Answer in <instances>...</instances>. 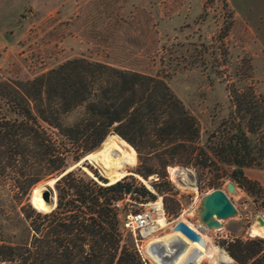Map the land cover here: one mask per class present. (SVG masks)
<instances>
[{
    "label": "rangeland",
    "instance_id": "obj_1",
    "mask_svg": "<svg viewBox=\"0 0 264 264\" xmlns=\"http://www.w3.org/2000/svg\"><path fill=\"white\" fill-rule=\"evenodd\" d=\"M76 58L161 81L198 130L193 149L186 143L170 145L165 130L159 129L165 116L161 110L168 112L169 108L160 106L157 118L146 119L144 136L136 133L140 155L118 134L109 132L107 136L119 137L135 151L136 165L125 177L133 178L134 186H144L155 196L154 201L125 197L119 203L123 223L130 213H153L150 206L160 201L169 225L152 236L170 232L183 216L203 230L200 231L204 238L195 233L203 240L198 247L209 252L215 246L230 260L218 263L209 255L201 264H230L232 259L225 247L232 240H264L251 235L256 217L264 219V164L244 171L245 177L256 184V194L244 188L227 194L237 217L222 222L220 230L205 229L198 222L196 211L204 195L217 189L225 191L231 167L217 155L222 140L232 134L239 122L244 129L249 124L253 128L258 125L249 108L259 107L264 113V0H234L233 4L229 0H0V82L31 81ZM6 115L5 108L0 107V118ZM87 118L86 105H81L62 124L73 126ZM40 125L56 150L66 154L65 172L83 173L94 180L100 177L107 180L106 185L110 184L89 161L77 163L73 159L80 153L73 141L43 122ZM257 128L256 134L247 133L252 145L264 133V124ZM157 155L175 162H190L166 167L170 187L161 188L170 191L164 193H157L152 187L159 179L157 175L143 179L137 174L150 163L149 158L156 162ZM39 156L31 150L23 163V170L30 177L46 170ZM0 159V245L28 246L32 231L21 207L28 203L34 209L33 191L62 172L46 176L23 192L18 188L22 178L6 169L5 159ZM171 167L191 170L195 189L178 186L171 179ZM55 197L56 207V191ZM34 210L41 214L50 212ZM123 229L134 239L128 229ZM152 236L136 231L134 243L144 264H157L146 252Z\"/></svg>",
    "mask_w": 264,
    "mask_h": 264
},
{
    "label": "trees",
    "instance_id": "obj_2",
    "mask_svg": "<svg viewBox=\"0 0 264 264\" xmlns=\"http://www.w3.org/2000/svg\"><path fill=\"white\" fill-rule=\"evenodd\" d=\"M81 105H86L88 118L64 126L63 120ZM160 106L169 108L168 112L161 110L165 116L159 126L165 130L167 142L186 143L193 149L198 137L195 123L164 84L152 77L76 58L31 81L0 82V107L7 113L0 118V158L5 159L6 169L22 178L18 188L27 192L46 176L65 170L66 154L56 150L40 122L74 142L80 152L73 158L76 161L98 148L111 131L140 155L136 133L144 136L146 119L157 118ZM259 109H248L249 114L256 115L258 125L253 128L249 124L244 129L237 123L217 153L231 167L227 178L254 194L256 184L245 177L244 171L264 164V133L254 140V145L247 135L256 134L257 127L264 124V113ZM31 150L40 155V164L44 163L46 170L30 177L23 169ZM154 158V163L151 158L149 164L142 162L145 168L137 170V174L143 179L157 175L153 189L157 193L170 191L161 188L170 187L166 167L190 162H175L158 155ZM134 181L124 177L106 185L107 180L100 177L94 180L83 173L68 172L54 185L57 205L53 210L41 214L28 203L21 207L32 239L28 246L0 245V264H144L134 239L123 229L118 204L127 196L134 201H154L155 196L144 186H134ZM225 249L235 264H264L263 239H235Z\"/></svg>",
    "mask_w": 264,
    "mask_h": 264
},
{
    "label": "bare ground",
    "instance_id": "obj_3",
    "mask_svg": "<svg viewBox=\"0 0 264 264\" xmlns=\"http://www.w3.org/2000/svg\"><path fill=\"white\" fill-rule=\"evenodd\" d=\"M85 159L99 168L102 174L109 180L110 184L123 179L129 170L136 165V155L133 148L115 135L107 136L101 144V147L87 154ZM169 172L171 179L181 188L195 189V175L191 170L171 167ZM42 188L41 185L33 191L32 204L38 210L44 211L47 208L40 199ZM150 209L154 211L153 213L147 214V226L143 229L146 237L152 236L153 233L163 230L169 225L160 201L151 205ZM178 221L183 222L194 233L204 238V235L201 234L203 230L188 223L183 216L176 223ZM260 233L261 230L254 226L251 228L252 236L260 237ZM197 237L199 240L191 241L179 231L172 229L161 237L152 236L149 239L146 252L157 264H201L209 255H211L212 260L218 263L227 260L230 261L225 252L215 246H212L209 252L207 249L198 247L197 244L203 243V240L198 235ZM232 263L231 261L230 264Z\"/></svg>",
    "mask_w": 264,
    "mask_h": 264
},
{
    "label": "water",
    "instance_id": "obj_4",
    "mask_svg": "<svg viewBox=\"0 0 264 264\" xmlns=\"http://www.w3.org/2000/svg\"><path fill=\"white\" fill-rule=\"evenodd\" d=\"M84 161H86L85 156L79 161H77V163ZM181 168L187 169L184 167ZM68 172L69 171L66 172L63 171L59 176L55 177V179L48 181L42 185L43 188L42 191L40 192V199L42 200L44 206L47 208V210L44 211H48V210L51 211L55 208L56 197H55L54 185ZM224 188L225 191L217 189L204 195L197 205L196 208L197 220L201 225H203L205 229L220 230L222 228V222L228 221L230 219H235L237 217L236 209L229 200L227 194H235L237 188L239 187L235 184L233 180L228 179ZM31 203H32V199H31ZM34 209L38 210L35 207ZM38 211H43V210H38ZM254 227L261 230L260 237L264 238V219L262 216L256 217ZM173 229L175 231H179L180 233H182L184 236H186L191 240H199L197 235L183 222L178 221L174 225Z\"/></svg>",
    "mask_w": 264,
    "mask_h": 264
},
{
    "label": "built area",
    "instance_id": "obj_5",
    "mask_svg": "<svg viewBox=\"0 0 264 264\" xmlns=\"http://www.w3.org/2000/svg\"><path fill=\"white\" fill-rule=\"evenodd\" d=\"M147 214V211L130 213L126 217V221L123 223V226L133 234L134 241H136V231L141 232L147 226Z\"/></svg>",
    "mask_w": 264,
    "mask_h": 264
},
{
    "label": "crops",
    "instance_id": "obj_6",
    "mask_svg": "<svg viewBox=\"0 0 264 264\" xmlns=\"http://www.w3.org/2000/svg\"><path fill=\"white\" fill-rule=\"evenodd\" d=\"M229 2L231 3V4H233L234 3V0H229ZM40 5V4H39ZM36 6H38V5H36ZM234 6V5H233Z\"/></svg>",
    "mask_w": 264,
    "mask_h": 264
}]
</instances>
